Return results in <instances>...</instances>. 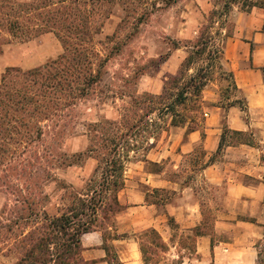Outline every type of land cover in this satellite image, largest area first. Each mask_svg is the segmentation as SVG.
I'll list each match as a JSON object with an SVG mask.
<instances>
[{
  "label": "rangeland",
  "instance_id": "374dc122",
  "mask_svg": "<svg viewBox=\"0 0 264 264\" xmlns=\"http://www.w3.org/2000/svg\"><path fill=\"white\" fill-rule=\"evenodd\" d=\"M223 2L69 0L67 5L38 11L34 18H22L23 22L15 18L0 22V50L6 43L26 41L33 34L31 30L47 28L54 30L63 48L57 61L34 72L8 71L0 83L2 97L7 94L14 98L13 104L7 98L0 103V134L10 132L13 137L9 142L0 140V227L22 225L24 221L18 219L23 214H54L62 204L64 186L85 189L97 167L95 159L79 156L91 144V125L119 122L117 127L122 133L131 125L139 132L147 128V114H152L149 118L157 122L153 129L162 128L155 139L169 129L173 116L175 122L180 120L177 114L183 121L190 119L192 127L203 111L202 93L191 89L188 102L176 109V115L165 114L163 104H159L163 101L157 98L166 94L164 100L170 102L178 92L184 93L182 87L191 76L204 84L203 90L208 87L220 93L219 105H229L228 99L238 97V107L245 109L220 52L226 47L225 35L232 36L234 20L240 16H245V28L264 35V9L246 11L241 4L231 6L221 28L213 23L208 49L202 53L201 34L210 21L221 20L218 16ZM108 24L112 26L108 28ZM7 31L14 37L7 36ZM174 54L186 58L177 69L168 63ZM86 81L90 86L83 93L80 90ZM18 95L25 100L15 105L20 101ZM36 114L54 115L46 120ZM126 115L129 121L124 125ZM148 130L152 131L149 126ZM20 135L27 138L20 140ZM137 140L139 148L129 154L127 163L142 159L148 149L146 143ZM65 154L76 156L64 161ZM163 196L168 197V193ZM168 225L175 228L170 222ZM144 234L135 235L138 244L144 241ZM171 236L169 252L159 264H170L178 259L177 254L189 255L179 246L173 249L181 245L179 238L184 233L172 230ZM3 240L0 238V242ZM3 248L0 243V264H12L13 257L7 256Z\"/></svg>",
  "mask_w": 264,
  "mask_h": 264
},
{
  "label": "crops",
  "instance_id": "0c3cea01",
  "mask_svg": "<svg viewBox=\"0 0 264 264\" xmlns=\"http://www.w3.org/2000/svg\"><path fill=\"white\" fill-rule=\"evenodd\" d=\"M39 1L44 0H0V22H23L69 3ZM244 20H234L222 58L245 109L238 107V97L222 106L218 91L202 89L203 111L192 127L190 119L170 125L150 140L142 159L126 164L117 193L120 210L103 229L80 237L85 264H108L105 245L122 264H143L136 234L155 230L167 244L172 230L191 235L198 228L210 235L196 236L194 254L184 258L185 264H254L256 245L264 237V35L245 28ZM31 33L26 41L1 47L0 83L7 71L34 70L61 56L54 30ZM185 59L174 54L168 63L177 69Z\"/></svg>",
  "mask_w": 264,
  "mask_h": 264
},
{
  "label": "trees",
  "instance_id": "16d2710c",
  "mask_svg": "<svg viewBox=\"0 0 264 264\" xmlns=\"http://www.w3.org/2000/svg\"><path fill=\"white\" fill-rule=\"evenodd\" d=\"M247 1L249 0H244L241 3V0H224L222 12L218 16V19L221 20H216L215 22L214 20L210 21L209 26H206L201 34L200 43L203 45L202 53L206 51V45L211 39L209 32L213 27V23H219L221 28L226 23V17L231 6L241 4L246 11L254 7L264 9V0H258V3L252 1L248 3ZM212 14L215 15L216 12ZM51 29L47 28L45 30ZM225 36L229 37V35ZM220 53L222 54V51ZM35 70L26 72H34ZM10 71L21 72L19 70ZM2 80H4V77ZM195 81L194 76H191L182 87L183 89L185 88V92L182 93L181 91L182 94L178 92V94L172 97L170 102L164 100L167 96L166 94L157 97L164 102H159V104H163L165 114L176 115L177 108L185 107L188 102V97L191 95V89L195 90L198 94L201 93L204 84L200 81ZM83 85L84 87L80 91L84 93L87 89L86 87H89L90 84L86 81ZM177 87L178 85L176 84ZM17 97L20 101H17L15 105H19L20 102L25 100L23 96L18 95ZM6 98L9 103H14V98H8L7 94L3 95V97L0 94V103ZM61 98H57V100ZM135 103L138 104L137 102ZM58 109L59 107L54 108V112ZM35 111L34 109L33 113ZM36 115H40V117L42 116L43 119L47 120L54 114ZM151 115L147 114V128L139 132L134 131L135 126L131 125L126 133H122L117 127L120 124L119 122L95 123L90 126L89 137L91 144L86 152L79 154V156L86 155L87 157L95 159L97 167L94 171V177L88 180L85 189L78 191L71 185L64 186L65 193L61 198L62 204L56 209L54 214L47 212L31 213L27 216L23 214L18 219L24 221L22 225L16 224L0 227V238L4 239L0 243L3 245V249L6 250L7 256L13 257L14 261L12 264H85L80 255L82 250L80 237L97 229H103L104 222L108 221L109 216L120 210L117 202V193L124 186V171L129 154L135 153L138 150L137 139L149 145L150 140L155 139V135L159 134L162 130L160 126L156 128L157 130L153 129L157 122L149 118ZM176 117L180 120L175 122L173 116L171 118V125L173 126L180 125L184 122L183 117L181 118L178 114ZM123 118V124L127 125L129 118L127 115L123 116ZM104 125H107V128L103 127ZM148 126L152 131L149 132ZM153 131H156V133ZM10 135V132L9 134H0V140L2 142L4 140H7V142L13 140V137ZM16 135L19 136L17 133ZM234 135L238 139L242 136L239 133H235ZM21 137L27 138L26 135H20V140ZM75 156L65 154L64 161L71 160ZM70 165L69 163L67 166ZM25 221L27 222L25 223ZM168 222L172 226H175L172 219H169ZM200 235H210V232L203 230V228H198L193 230L191 235L181 236L179 239L181 245H178V249L182 252L187 250L189 254L187 257H191L195 251V238ZM256 249V264H264V237L257 243ZM105 250L106 262L108 264H122L116 254L106 245ZM139 250L143 264H159L160 259L165 260L164 256L169 252V247L155 230H149L144 234V241L139 243ZM184 258L185 256L183 254H179L178 259L172 260L170 264H185Z\"/></svg>",
  "mask_w": 264,
  "mask_h": 264
}]
</instances>
